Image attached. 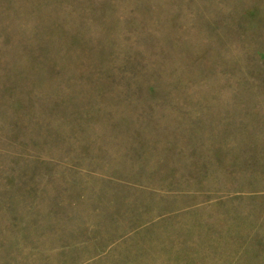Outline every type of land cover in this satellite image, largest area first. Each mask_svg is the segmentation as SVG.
<instances>
[{
    "label": "rangeland",
    "instance_id": "374dc122",
    "mask_svg": "<svg viewBox=\"0 0 264 264\" xmlns=\"http://www.w3.org/2000/svg\"><path fill=\"white\" fill-rule=\"evenodd\" d=\"M0 264H264V0H0Z\"/></svg>",
    "mask_w": 264,
    "mask_h": 264
}]
</instances>
